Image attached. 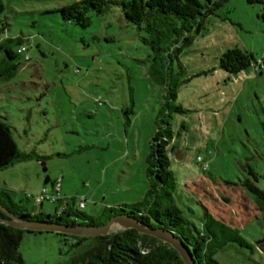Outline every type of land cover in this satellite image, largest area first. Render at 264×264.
<instances>
[{"label":"rangeland","instance_id":"rangeland-1","mask_svg":"<svg viewBox=\"0 0 264 264\" xmlns=\"http://www.w3.org/2000/svg\"><path fill=\"white\" fill-rule=\"evenodd\" d=\"M80 1L3 0L0 43L15 58L0 51V116L29 158L0 171V190L31 214L27 195L53 181L86 200V208L70 200L72 207L99 220L108 207L142 208L149 145L168 114L177 206L198 227L207 210L244 239L216 254L220 264H264V216L243 185L264 190V71L219 67L235 47L264 60V4L228 0L186 46L175 33L128 22L118 6L90 11L86 27L66 21L61 8ZM20 38L22 45L8 43ZM44 205L53 215L59 202ZM93 243L25 232L19 251L25 264H70Z\"/></svg>","mask_w":264,"mask_h":264},{"label":"trees","instance_id":"trees-1","mask_svg":"<svg viewBox=\"0 0 264 264\" xmlns=\"http://www.w3.org/2000/svg\"><path fill=\"white\" fill-rule=\"evenodd\" d=\"M227 1L82 0L61 8V12L66 21H73L86 27L90 23L88 17L90 11L102 15L109 11L112 6H118L128 22L140 27L144 25L150 33H163L164 36L175 33L176 38L184 37L183 42L187 46L193 41V34H200L205 28L206 19L215 12L216 8ZM246 1L250 5L264 4V0ZM4 11V2L0 0V17ZM5 42L0 43V51L6 57L15 58L12 47H7ZM23 42L22 38L17 41L8 40V43H16V45H22ZM180 49L181 47L177 45L178 52ZM257 64L258 61L253 55L238 47L229 49L219 58V67L233 75L250 70L253 66L257 67L255 66ZM169 96L171 100H175L177 90L170 93ZM99 103L101 104L100 101ZM175 110L182 111V108L180 106L175 107ZM125 114L127 113L125 112ZM261 125L264 136V118ZM173 139L174 135L168 114L161 115L157 121V130L150 142L149 153L146 157L149 190L147 199L142 203V208L108 207L104 213V218L99 220L80 212L71 205H64L62 209L57 208L53 215L40 211L31 214L26 210H20V207L13 202L10 194L4 190H0V202L13 213L26 219L48 220L61 224L103 225L115 215L132 214L149 227L164 228L179 236L193 253L197 264H220L215 258L216 254L230 243L244 244V239L237 230L215 219L207 210L205 211L203 226L198 227L193 221L185 217L177 206L174 198L177 186L174 174L170 169L171 161L167 152ZM27 158H29L28 155L19 153L11 129L0 116V171L15 162L27 160ZM243 185L253 195L259 211L264 216V190L250 181L243 183ZM29 195H27L28 199H30ZM2 197H5L6 201H3ZM33 208L37 210L38 206L34 205ZM0 214L5 216L1 212ZM25 232L29 233L30 231L0 223V264H25L19 251ZM72 237L79 239L80 242L90 240L94 243L89 249L72 258L70 264H185L180 254L169 244L153 236L141 234L135 229L113 232L108 236Z\"/></svg>","mask_w":264,"mask_h":264},{"label":"water","instance_id":"water-1","mask_svg":"<svg viewBox=\"0 0 264 264\" xmlns=\"http://www.w3.org/2000/svg\"><path fill=\"white\" fill-rule=\"evenodd\" d=\"M0 223L20 230L30 232H55L77 237L108 236L116 229L118 231L135 229L141 234L153 236L169 244L181 256L185 264H197L193 253L185 242L175 233L164 228H152L141 222L132 214L122 213L115 215L103 225L61 224L52 221L29 220L7 209L0 202Z\"/></svg>","mask_w":264,"mask_h":264},{"label":"built area","instance_id":"built-area-1","mask_svg":"<svg viewBox=\"0 0 264 264\" xmlns=\"http://www.w3.org/2000/svg\"><path fill=\"white\" fill-rule=\"evenodd\" d=\"M20 51L24 53L26 52V49L24 47H21ZM26 61H29L28 56L26 57ZM258 66L260 70H264V60L260 59L258 61ZM28 197L33 200L35 206L44 204L46 202L61 203L64 200V197L62 194L61 181H56L52 190L49 188H43L41 191L38 192V194H30ZM85 201L86 200L81 199L79 203L80 209L85 208L86 206ZM64 205H62L60 208L61 209L64 208Z\"/></svg>","mask_w":264,"mask_h":264},{"label":"crops","instance_id":"crops-1","mask_svg":"<svg viewBox=\"0 0 264 264\" xmlns=\"http://www.w3.org/2000/svg\"><path fill=\"white\" fill-rule=\"evenodd\" d=\"M1 57H2V56H1V54H0V59H1ZM253 68H256V70H257V67H253ZM258 68H259V67H258ZM249 71H252V68H251ZM261 71H264V70H261ZM252 75H253L254 77H258L259 75H262V73L259 74L257 71H254V73H253ZM128 133H129V132H128L127 128H126L125 134L128 135ZM57 154H61V153H57ZM62 179H63V177H62ZM46 180H47L46 182L48 183V182H50L51 179H50V177H47ZM54 182H55V181H53V182L51 183V184H52V186H51L52 189H53L54 184H55ZM45 187H46V186L42 187V189L45 188ZM49 187H50V186H49ZM47 188H48V187H47ZM52 189H51V190H52ZM40 191H41V190H40ZM93 192H94V191H92L91 194H92ZM62 194H63L64 200H63L61 203H59V207H61V206L64 205V204H65L66 206H67V205H71V206H72V204L70 203V200H73V201L75 202V204H77V202H79V201H77V200L75 201V197H74L73 194H71V193H69V192H66L65 189L63 190V186H62ZM93 194H94V195L92 196V199L94 198V199L96 200L97 192H94ZM103 198H104V197H103ZM94 199H93V200H94ZM104 200H105V198H104ZM103 202H104V201H103ZM79 203H80V202H79ZM75 206H76V205H75ZM121 206H122V205H121ZM57 207H58V205L56 206V208H57ZM59 207H58V208H59ZM86 207H87V206H85V208H86ZM44 208H45V205L43 204V205L40 206L39 210H38V209L36 210L35 208H33V210L35 211V213H37V211L44 212ZM29 213H30V212H29ZM47 214H49V212H47Z\"/></svg>","mask_w":264,"mask_h":264}]
</instances>
